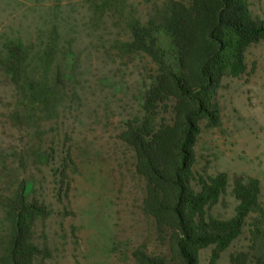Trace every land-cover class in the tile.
<instances>
[{"label": "rangeland", "instance_id": "obj_1", "mask_svg": "<svg viewBox=\"0 0 264 264\" xmlns=\"http://www.w3.org/2000/svg\"><path fill=\"white\" fill-rule=\"evenodd\" d=\"M171 1L188 3L0 0V259L12 231L7 205L24 187L29 202L50 211L33 225L43 251L33 264H138L137 251L170 260L168 240L144 211L147 184L122 134L143 118L145 92L158 71L145 53H128L130 26L155 21ZM247 1L264 20V0ZM158 35L170 48L169 37ZM16 44L27 52L18 83L6 68ZM246 58L245 75L222 80V125L203 123L195 146L196 176L228 175L226 193L208 211L225 220L238 205L236 177L260 181L264 208V42ZM257 217L247 219L217 264H232L231 256L241 253L247 264L264 256L263 236L252 233ZM211 253L212 247L202 250L199 264H209Z\"/></svg>", "mask_w": 264, "mask_h": 264}, {"label": "trees", "instance_id": "obj_2", "mask_svg": "<svg viewBox=\"0 0 264 264\" xmlns=\"http://www.w3.org/2000/svg\"><path fill=\"white\" fill-rule=\"evenodd\" d=\"M187 1H171L148 25L135 20L130 26L132 41L125 45L128 53H145L158 66L145 92L144 116L128 125L122 139L134 148L137 172L147 184L144 211L155 220L171 252L167 260L137 251L138 264H199L200 252L209 247V264H217L253 214L258 217L252 233L264 238L257 178L234 179L238 205L235 215L225 220L209 216L208 211L226 193L227 173L196 176L193 171L202 124L209 129L222 125L218 100L222 80L248 72L246 55L252 45L264 42V20L254 17L247 0ZM160 32L169 37L170 48L162 46ZM9 54L6 68L18 83L25 73L27 52L16 44ZM37 86L33 82L31 89ZM7 207L12 231L0 264H33L43 254L34 241L33 225L50 211L38 201L29 202L24 187ZM231 262L247 264V255H232ZM257 264H264V256Z\"/></svg>", "mask_w": 264, "mask_h": 264}]
</instances>
